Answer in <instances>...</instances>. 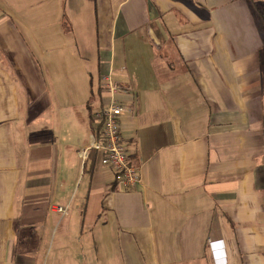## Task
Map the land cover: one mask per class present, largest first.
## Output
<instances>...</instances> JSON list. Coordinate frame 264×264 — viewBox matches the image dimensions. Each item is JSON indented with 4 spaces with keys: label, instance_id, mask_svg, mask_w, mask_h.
<instances>
[{
    "label": "crops",
    "instance_id": "1",
    "mask_svg": "<svg viewBox=\"0 0 264 264\" xmlns=\"http://www.w3.org/2000/svg\"><path fill=\"white\" fill-rule=\"evenodd\" d=\"M0 264H264V0H0Z\"/></svg>",
    "mask_w": 264,
    "mask_h": 264
},
{
    "label": "built area",
    "instance_id": "2",
    "mask_svg": "<svg viewBox=\"0 0 264 264\" xmlns=\"http://www.w3.org/2000/svg\"><path fill=\"white\" fill-rule=\"evenodd\" d=\"M102 87L107 96V103L93 114L98 122L97 139L93 140L87 151L94 150L99 154L100 164L115 173V181L123 187H132L139 181L138 170L130 163L126 147L120 134V121L125 113L116 95L122 90L110 75L103 78ZM59 214H66V208L54 206Z\"/></svg>",
    "mask_w": 264,
    "mask_h": 264
},
{
    "label": "trees",
    "instance_id": "3",
    "mask_svg": "<svg viewBox=\"0 0 264 264\" xmlns=\"http://www.w3.org/2000/svg\"><path fill=\"white\" fill-rule=\"evenodd\" d=\"M97 155L98 153L94 150H90V152L88 153V157H87V160H86V163H85V166H89V171L92 170L93 168V165L95 163V160L97 158Z\"/></svg>",
    "mask_w": 264,
    "mask_h": 264
}]
</instances>
